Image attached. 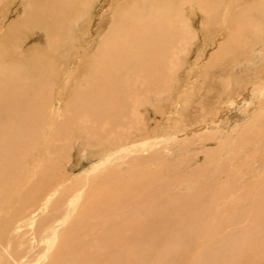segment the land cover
Instances as JSON below:
<instances>
[{"label": "bare ground", "instance_id": "1", "mask_svg": "<svg viewBox=\"0 0 264 264\" xmlns=\"http://www.w3.org/2000/svg\"><path fill=\"white\" fill-rule=\"evenodd\" d=\"M248 1L0 0V240L56 199L32 264L184 263L242 218L224 243L264 264V0Z\"/></svg>", "mask_w": 264, "mask_h": 264}, {"label": "rangeland", "instance_id": "2", "mask_svg": "<svg viewBox=\"0 0 264 264\" xmlns=\"http://www.w3.org/2000/svg\"><path fill=\"white\" fill-rule=\"evenodd\" d=\"M246 2L247 1H245V3ZM248 2L251 3L252 0H249ZM100 6H101V4H100ZM11 20H12V17L10 18L9 21H11ZM193 20L195 21L194 27L197 29V31L202 30V27L200 26V21H202V18L195 14V16L193 17ZM222 39H223V37H221L220 40H222ZM218 44L217 43L214 44L213 48H210L209 52L213 53L216 50ZM257 58H253L251 61H255ZM193 61H194V59H192V62ZM260 69L261 68H259L257 71H259ZM66 97L67 96H65L64 102L66 100ZM236 114H235V116H236ZM62 117H63V119H62ZM64 117H65V115L64 116H58L56 118L55 128L59 127V125H61L63 123V121H61V120H64ZM194 122H196V120ZM223 127H225V126H223ZM233 129H234V127H233ZM223 131H224V133H222V134L228 133L224 129H223ZM199 137H197V139L195 140L193 147H194V145H197V148L201 146V142L203 139L201 137L200 138ZM235 139H236V134H235ZM197 142H199V143H197ZM183 143H185L184 138L178 139V142L175 145L174 149H172L169 153H171V154L173 153L175 156V153H177V151L180 149V147L183 146L182 145ZM218 143L219 142H214L212 140V141H208L206 146H203L202 154H201V160L199 161L200 166L206 164V161H207V159L205 160L206 154H209L210 150L216 148ZM79 147L80 146H76L77 149ZM76 148L73 150V154H72L75 157L77 154ZM49 152L50 153L48 154V156L44 157V158H46V161L44 159V162L46 164H51L52 162H53L52 164H56V161H55L56 159L54 160L51 157V153L54 151H49ZM198 152H199V150H198ZM87 153H88L87 154L88 158L84 159L85 161L82 160L83 161L82 166L80 168H78L76 171L72 169L71 164H70V166L68 168H69V174L71 175V177H73V176L75 177L76 175H79L80 173H83L86 171V169L90 165L88 162L89 161L91 162L90 159L92 156V154L90 152H87ZM149 153H152V150ZM135 154L137 155L138 153H131L129 156H127L125 158L126 162L122 164L123 169L130 168L132 159L134 157H136ZM228 156H229V151L226 150V152L224 153V157L228 158ZM192 167H193V162H192ZM64 170H66V169L64 168ZM180 173H181V171H180ZM226 177H227L226 174H224L223 179H226ZM34 178L36 179V177H34ZM243 182L245 184L247 183V181H243ZM182 186H183V184H182ZM182 186L177 187L175 189L176 190L182 189L183 191H185L187 189V187H182ZM240 187H242V186H240ZM188 190H186V191H188ZM55 200L56 199L52 200V205L50 203L51 208L49 207V209L47 208L45 211H38V213L36 214L34 225L26 224V221L28 218L27 219L25 218L24 219L25 221L24 220L21 221L22 225L19 223V225H21L19 228H17L16 230H10L9 233H7V235H6L7 237L5 236L2 241L0 240V264H17V263L18 264H24V263L25 264H32L36 260H38L41 255H43V253L46 250V248H45L46 243L43 241V239L47 238V236H43V234L50 233L49 231L44 232L45 227L47 226L48 222L51 221V218L54 215H57V213L60 210H61V212L63 211V209L57 210V208L55 207V202H56ZM17 206H18V204H17ZM61 212H59V213H61ZM0 213H1L0 214L1 219L4 220V218H2L3 216H5L4 211H0ZM69 224H65L64 226L63 225L59 226L58 223H56V224H54V226H56L58 228L59 232L61 233L66 227L69 226ZM248 225H249L248 220L243 219V218L239 221L226 223V224L222 225V227L220 229H218L217 232L213 233L214 236H212L213 235L212 234V235H210V237H205V240L203 238H200L199 242L196 244V246L194 245V246H191L190 248L188 246L191 253L189 252L190 254H188V256H187L188 258L186 259V261L184 263L183 262H176V260L175 261L172 260L169 264H240V262H241V257H240L241 252L240 251H242V249L237 251L234 249V247H231V246L229 247L228 242H226V243H224V242L226 240H229V241L234 240V238H230V237H233V236L237 237L236 235H239L241 233L242 229L244 230L245 228L248 227ZM97 233L99 234V232H97ZM48 236L50 237V234H48ZM56 242L57 243H55L54 246L57 247V249H58V247H59L58 244L60 245V241L58 240ZM176 242H178V241H176ZM179 243L181 245L184 242L180 241ZM176 245H178V244H176ZM185 245H189V244L187 243V244H184V246ZM54 246H53V248H54ZM174 247H176V246L174 245ZM178 247L179 246L176 247L177 250H178ZM188 248L185 247V249H187V250H188ZM55 250H54V252L57 253L58 250L57 251H55ZM177 250L172 251V253H177ZM52 253H53V249H51L48 257H45L42 260L41 264H49L50 261L52 260L53 254L55 255V253H53V254ZM162 253L165 254L166 251H163ZM243 253H247L246 250H243ZM153 254H151V255H153ZM147 256L145 258V261H149V260H147ZM150 256H149V258H150ZM156 257H157V254H156ZM140 258L141 257H137V259H140ZM150 262H148V263H150ZM145 263H147V262H145ZM145 263H144V261L139 262V264H145ZM157 263H159V262H157ZM157 263H155V261L153 263V260H152V263H150V264H157ZM129 264H133V263L129 262ZM163 264H165V263H163Z\"/></svg>", "mask_w": 264, "mask_h": 264}]
</instances>
